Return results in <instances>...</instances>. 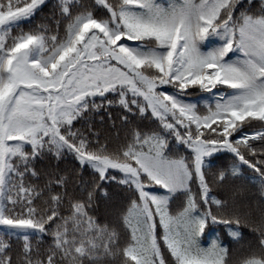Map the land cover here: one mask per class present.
<instances>
[{
	"label": "snow or ice",
	"instance_id": "1",
	"mask_svg": "<svg viewBox=\"0 0 264 264\" xmlns=\"http://www.w3.org/2000/svg\"><path fill=\"white\" fill-rule=\"evenodd\" d=\"M0 264H264V0H0Z\"/></svg>",
	"mask_w": 264,
	"mask_h": 264
},
{
	"label": "trees",
	"instance_id": "2",
	"mask_svg": "<svg viewBox=\"0 0 264 264\" xmlns=\"http://www.w3.org/2000/svg\"><path fill=\"white\" fill-rule=\"evenodd\" d=\"M47 11V10H46ZM202 91L199 90V89H194L192 92L189 93V95H197L198 93H201ZM113 112V115H117L118 112H119V109L117 108H114L111 110ZM117 123H119L117 121ZM97 127L99 128L100 125L97 124ZM231 160V157L230 156H223V157H220L217 161L218 164H223L225 162H229ZM53 163H55V161H53ZM72 161L71 159H69L68 161L65 162V164H67L68 166H71L72 165ZM65 164H61L60 166L63 168L65 167ZM41 167H43V165H41ZM247 174V173H246ZM88 176V173H85V177L87 178ZM241 183H244V186H245V190L243 191V193L241 194V198L245 199V200H251V201H255L256 199H258L259 197V190H258V186L256 187H253L251 185V183H248V182H240V181H237V184H241ZM216 234H219L221 240H223L225 243H228L229 246L232 248V249H239L240 248V244L244 243V241H241L240 243H236V242H233L229 239V237L227 236L226 234V231L225 229L223 228V226H217V227H214L210 232H209V236L212 237V236H215ZM243 234H244V237H245V240L247 239H251V235L248 231V229H243Z\"/></svg>",
	"mask_w": 264,
	"mask_h": 264
},
{
	"label": "rangeland",
	"instance_id": "3",
	"mask_svg": "<svg viewBox=\"0 0 264 264\" xmlns=\"http://www.w3.org/2000/svg\"><path fill=\"white\" fill-rule=\"evenodd\" d=\"M189 98L191 99L192 102L198 103L202 107H203L204 101L210 99V97L207 93L197 94V95H193V96L189 95Z\"/></svg>",
	"mask_w": 264,
	"mask_h": 264
}]
</instances>
